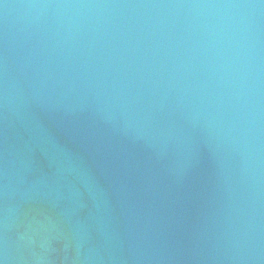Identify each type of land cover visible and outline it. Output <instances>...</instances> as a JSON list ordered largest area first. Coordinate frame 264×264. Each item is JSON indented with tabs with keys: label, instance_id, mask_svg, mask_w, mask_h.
<instances>
[{
	"label": "water",
	"instance_id": "water-1",
	"mask_svg": "<svg viewBox=\"0 0 264 264\" xmlns=\"http://www.w3.org/2000/svg\"><path fill=\"white\" fill-rule=\"evenodd\" d=\"M0 264H264V0H0Z\"/></svg>",
	"mask_w": 264,
	"mask_h": 264
}]
</instances>
